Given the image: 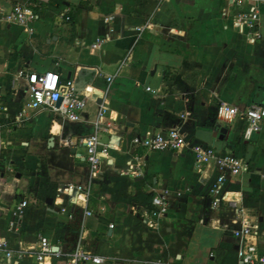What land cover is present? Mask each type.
I'll return each instance as SVG.
<instances>
[{
	"label": "crops",
	"instance_id": "0c3cea01",
	"mask_svg": "<svg viewBox=\"0 0 264 264\" xmlns=\"http://www.w3.org/2000/svg\"><path fill=\"white\" fill-rule=\"evenodd\" d=\"M16 1L37 3L41 18L30 34L0 23V241L14 253L12 261L27 250L17 264H38L34 253L42 234L54 250L42 264H65L80 236L84 249L105 258L103 264H239L236 226H222L231 211L224 202L212 209L207 195L221 171L213 164L200 170L188 149L150 151L132 142L171 126L194 143L245 161L239 174L226 175L224 195L242 196L258 224L250 241L264 252V124L246 140L242 116L231 124L215 117L222 102L240 112L264 106V0H256L261 37L255 41L222 17L224 0H0V7ZM145 23L150 28L138 33ZM106 34L109 39L91 47ZM21 68L55 71L79 90L93 88L97 98L87 99L76 122L52 119L47 109H27L18 121L26 107L18 99L26 82L15 76ZM100 102L110 123L101 140L111 147L107 164L90 179L86 147L76 139L92 132ZM44 111L49 123L39 129L35 120ZM36 142L41 150L33 153ZM130 169L138 174L120 173ZM67 183L90 185L73 218L68 213L79 197ZM158 193L166 211L149 228L131 212L141 213ZM21 199L28 205L13 217Z\"/></svg>",
	"mask_w": 264,
	"mask_h": 264
},
{
	"label": "built area",
	"instance_id": "2783aa9c",
	"mask_svg": "<svg viewBox=\"0 0 264 264\" xmlns=\"http://www.w3.org/2000/svg\"><path fill=\"white\" fill-rule=\"evenodd\" d=\"M225 5L221 9V15L230 18L232 26L241 35L245 36L249 41H255L261 37L259 31L260 7L256 0H224ZM41 18V13L36 5H31L23 1H16L9 8L0 7V23L4 25H19L22 30L28 34L34 30V23ZM67 21L70 20L68 14L65 15ZM113 19L112 15L104 17L106 23H110ZM226 27V25H224ZM150 28L149 23L137 26L135 29L138 33ZM109 39L106 34L103 37H96L91 44L92 48L99 47L102 42ZM16 77L23 78L26 82L27 103L26 107L21 108L16 115V120L21 121L25 116L27 109L40 110L47 109L52 119H60L62 121L76 122L82 118V113L86 107L87 99L95 100L97 97L93 88L88 90H79L73 81L61 80L60 75L55 71H26L21 68L16 71ZM114 74L106 76V81L110 83ZM146 90L154 93L156 90L146 87ZM2 93L0 92V100ZM59 104L57 105V102ZM107 107L103 103H99L96 118L92 123V132L88 135H80L76 142L82 143L86 147V161L89 165V178L92 179L101 172V166L107 164L108 153L111 145L101 140V132L106 129L110 123L106 122ZM237 115L242 116L246 125L242 131V138L249 140L255 133L260 132L264 124V106L252 104L244 111H238L237 107L230 106L222 102L216 108L215 117L218 121L225 124H231ZM132 142L135 145H141L150 151L183 149L190 150L195 158L198 168L201 170L203 166L213 164L220 171L215 181L208 188L207 195L210 197V206L217 209L224 202L230 209L231 214L222 223L224 228L236 226L232 228L234 236L239 241L237 255L239 264H264V252L258 250L255 243L250 241L251 237L257 233L258 224L247 215V211L242 205V196L227 197L224 195L223 185L226 175H237L245 167V161L237 156L234 152H219L213 146L207 143H194L190 141L184 132L178 126L168 128H160L150 136L134 137ZM137 160H143L142 156L136 157ZM138 167V165H137ZM120 173L137 175L136 169L130 171H122ZM264 178V173L261 174ZM65 187L68 190L78 193L77 199L73 201L68 213L69 218H73L75 209L80 205V201H85L86 195L89 193L90 185L67 183ZM28 205L27 199L19 200L12 210V216H20L24 213ZM166 211V204L162 194L158 193L151 197L149 206L141 213H137L132 209L131 213H135L138 222L149 228H156L158 218ZM0 209V216L2 215ZM90 211H85V215H90ZM113 227V224H109ZM81 228V225H79ZM49 240L40 234L38 236L37 251L34 256L38 264H42L46 255L52 253ZM30 252L20 250L16 253L15 259L12 261L14 253L8 247L5 240L0 241V264H17L18 261ZM105 258L99 254L92 253L83 248L81 236L75 244L73 250L66 257L65 264H103Z\"/></svg>",
	"mask_w": 264,
	"mask_h": 264
},
{
	"label": "rangeland",
	"instance_id": "374dc122",
	"mask_svg": "<svg viewBox=\"0 0 264 264\" xmlns=\"http://www.w3.org/2000/svg\"><path fill=\"white\" fill-rule=\"evenodd\" d=\"M19 92H20V93H19L20 95H19V98H18L19 101H20V99H21V102L24 101L23 103H27V100L25 99V95H26V97H27V94H25V92H24L23 90H21V91H19ZM30 112H32V111H30ZM35 122L37 123L39 129H40V128H41V129H46V128H47L46 126H47V124L49 123V117H48L46 111H44V112H42L40 115H38V116L36 117ZM42 127H43V128H42ZM40 150H41V148H40V144H39V142L34 143V144H33V147L31 148V152H33V153H38ZM105 264H131V263L126 262V261H121V262H119V261L113 260V261H108V262H106Z\"/></svg>",
	"mask_w": 264,
	"mask_h": 264
},
{
	"label": "water",
	"instance_id": "95a60500",
	"mask_svg": "<svg viewBox=\"0 0 264 264\" xmlns=\"http://www.w3.org/2000/svg\"><path fill=\"white\" fill-rule=\"evenodd\" d=\"M59 104V101L57 102V105ZM52 144V137H49V140H48V146L49 145H51ZM72 151H74L73 149H72ZM46 202L47 203H50L51 202V199L50 198H47L46 199ZM109 232H110V230H109Z\"/></svg>",
	"mask_w": 264,
	"mask_h": 264
},
{
	"label": "trees",
	"instance_id": "16d2710c",
	"mask_svg": "<svg viewBox=\"0 0 264 264\" xmlns=\"http://www.w3.org/2000/svg\"><path fill=\"white\" fill-rule=\"evenodd\" d=\"M36 8H38V4L36 3ZM39 9V8H38ZM39 11H40V9H39ZM41 13V12H40ZM70 17V16H69ZM71 18V17H70ZM134 243H135V241H134Z\"/></svg>",
	"mask_w": 264,
	"mask_h": 264
}]
</instances>
